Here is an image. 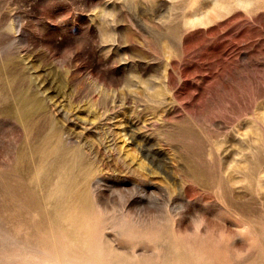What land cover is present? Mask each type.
<instances>
[{
  "label": "rangeland",
  "instance_id": "rangeland-1",
  "mask_svg": "<svg viewBox=\"0 0 264 264\" xmlns=\"http://www.w3.org/2000/svg\"><path fill=\"white\" fill-rule=\"evenodd\" d=\"M252 1L0 0V60L11 64L23 57L50 81L61 72L73 76L75 84H67L59 104L73 100V116L87 118L88 128L98 124V132L112 125L116 145L129 148L150 171L155 211L134 214L128 227L144 243L132 245L118 233L120 227L104 232L110 246L136 260L162 264L167 242L142 241L158 229L161 214L173 240L185 242L193 234L207 239L211 254L204 263L264 264L258 259L264 258V182L258 184L264 171V0ZM90 74L119 78L116 94L107 100L115 120L103 119V95ZM52 84L53 91L57 83ZM4 126L0 170L12 139ZM98 132L87 134L97 148ZM194 166L210 182L217 178L223 184L213 188L209 178L191 179ZM104 173L111 175L109 168ZM161 184L170 191L171 210ZM138 196L122 192L118 205L134 213L142 207ZM2 207L0 199V264H27L22 259L32 230L14 224Z\"/></svg>",
  "mask_w": 264,
  "mask_h": 264
},
{
  "label": "bare ground",
  "instance_id": "bare-ground-1",
  "mask_svg": "<svg viewBox=\"0 0 264 264\" xmlns=\"http://www.w3.org/2000/svg\"><path fill=\"white\" fill-rule=\"evenodd\" d=\"M178 30V27H171L172 33L177 34ZM6 74L10 76L5 77ZM88 77L94 80L96 88L103 95L99 102L100 106L106 108L103 119L115 120L116 110L109 108L107 100L111 94H116L114 84L119 78L113 75L108 79L95 74ZM53 80L57 83L53 86L56 94L50 90ZM53 80L41 79L23 57L13 60L11 64L0 60V130L4 133V125H8L7 129L12 136L7 145L6 166L0 170V199L4 215L10 217L14 224H27L32 230L31 237V231L28 234V246L25 247L28 250L25 253L27 257L22 261L27 264H149L150 258H145L149 263H144L146 260L141 259V262L133 254L128 255L110 246L104 232L109 228L120 227L118 233L125 240L134 246L141 242L135 241L134 229L128 227L132 226L134 214L143 216L142 213L147 210L155 211V182L151 181L150 171L144 163L136 160L137 156L129 148L116 145L112 125L106 132H98V124L93 123L88 128L87 118L73 116V110L77 107L73 100L69 105L62 102L59 104V96L67 94V84L71 81L75 84L73 76L61 72ZM141 82L146 85L148 83L145 80ZM86 102V107L91 109L92 103L88 100ZM77 128L87 131L79 132ZM89 131L98 132L96 140L100 147L97 148L88 140ZM104 140L111 144L103 146ZM108 148L118 155L111 154ZM199 167L190 168L193 174L191 179L197 182L199 179L208 181L210 176L207 177ZM106 168L110 169V176L104 173ZM214 175L218 173L214 172ZM210 181L212 177L208 182L213 188L223 184L222 180H218V183ZM258 181V184L264 182L263 170ZM160 186L166 206L171 210L170 191L165 185ZM122 192H129L132 196L139 193L138 202L142 207L139 206L133 213L130 208L119 206ZM110 202L113 206L108 207ZM233 203H230L231 206ZM146 214L150 215L148 212ZM159 217L158 229L152 228V236L142 238V241L167 242L163 249L164 256H161L164 258L162 264H215L207 259L208 263L203 262L204 257L208 258L211 254L205 246L206 238L199 236L198 240L197 235L191 232L192 236L183 237L185 242L186 238H191L188 243L183 242L179 236L180 239L173 240L167 218L161 214ZM109 219L113 222H109ZM261 233L264 236V227ZM179 242L184 245H178Z\"/></svg>",
  "mask_w": 264,
  "mask_h": 264
}]
</instances>
